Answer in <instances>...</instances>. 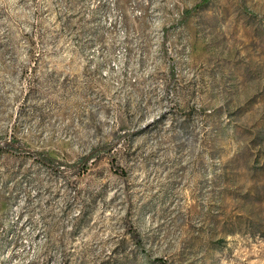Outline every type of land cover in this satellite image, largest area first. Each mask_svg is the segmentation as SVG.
Wrapping results in <instances>:
<instances>
[{
  "label": "rangeland",
  "instance_id": "1",
  "mask_svg": "<svg viewBox=\"0 0 264 264\" xmlns=\"http://www.w3.org/2000/svg\"><path fill=\"white\" fill-rule=\"evenodd\" d=\"M0 264H264V0H0Z\"/></svg>",
  "mask_w": 264,
  "mask_h": 264
},
{
  "label": "trees",
  "instance_id": "2",
  "mask_svg": "<svg viewBox=\"0 0 264 264\" xmlns=\"http://www.w3.org/2000/svg\"><path fill=\"white\" fill-rule=\"evenodd\" d=\"M6 145H9L8 143ZM38 156L49 165L54 166V159L52 157L47 156L46 154L39 152Z\"/></svg>",
  "mask_w": 264,
  "mask_h": 264
}]
</instances>
